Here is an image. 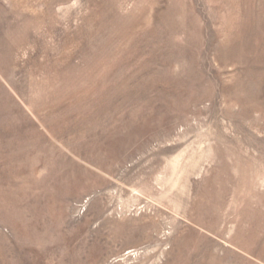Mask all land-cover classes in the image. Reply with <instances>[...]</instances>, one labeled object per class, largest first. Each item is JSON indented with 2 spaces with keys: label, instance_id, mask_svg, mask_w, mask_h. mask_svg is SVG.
<instances>
[{
  "label": "rangeland",
  "instance_id": "1",
  "mask_svg": "<svg viewBox=\"0 0 264 264\" xmlns=\"http://www.w3.org/2000/svg\"><path fill=\"white\" fill-rule=\"evenodd\" d=\"M0 264H264V0H0Z\"/></svg>",
  "mask_w": 264,
  "mask_h": 264
}]
</instances>
